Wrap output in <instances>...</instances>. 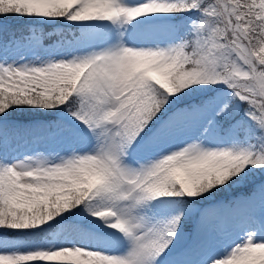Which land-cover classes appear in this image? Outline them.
Listing matches in <instances>:
<instances>
[{"label":"snow or ice","instance_id":"6c2138e0","mask_svg":"<svg viewBox=\"0 0 264 264\" xmlns=\"http://www.w3.org/2000/svg\"><path fill=\"white\" fill-rule=\"evenodd\" d=\"M0 264H264V0H0Z\"/></svg>","mask_w":264,"mask_h":264}]
</instances>
